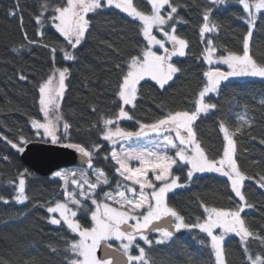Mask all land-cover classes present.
Returning <instances> with one entry per match:
<instances>
[{
    "label": "trees",
    "instance_id": "16d2710c",
    "mask_svg": "<svg viewBox=\"0 0 264 264\" xmlns=\"http://www.w3.org/2000/svg\"><path fill=\"white\" fill-rule=\"evenodd\" d=\"M44 2L0 0V264H67L73 258L67 251L68 244L79 239L78 234L72 233L63 223H50L51 213L47 212V207L66 200L63 182L30 169L21 153L8 142L21 143V136L28 143L48 142L39 136L32 121H43L39 86L56 69L67 67L70 70L60 112L71 127L58 144H82L89 150L92 145L100 146L99 151L94 152L92 167L76 169L88 170L90 175L91 169H101L106 174L110 186L101 185L96 189L95 198L102 200L104 193L116 192V182L121 179L115 172L114 161L105 159L121 143L114 146L103 139L102 118H115L123 106L133 119L120 120L119 126L136 132L140 124H152L169 111L194 110V102L206 82L203 73L217 67L208 65L203 59L207 47L205 40H213L219 55L226 54L224 49L242 54L243 39L249 27L247 13L237 0H228L222 5L213 4L211 0H171L179 6L176 34L188 41L187 55L173 58L172 62L181 71L163 89L153 80L140 81L133 108L122 105L117 93L122 76L128 70L126 62L147 46L139 22L115 7L105 8L96 15L89 14V32L81 45L72 49L50 19L55 14L53 8L62 6L65 0H47V11L41 7ZM134 3L140 10L150 11L146 0H134ZM206 9H212L210 19L219 31L202 37L200 28ZM10 12L18 15H10ZM38 16L43 17V24L37 23ZM165 29L168 31L169 27ZM53 47L55 53L51 51ZM65 50L72 52L76 59L66 60ZM251 52L258 61L264 55V10L253 30ZM261 101H264V80L252 77L230 80L222 84L219 94L206 97V102L216 104L217 108L196 121L195 131L209 158L218 160L226 145L220 122L232 130L238 126L239 116L251 121V127L244 126L243 134L234 137L238 164L254 178L246 180L244 186L247 201L254 207L245 209L242 216L253 231L264 235V189L256 184V179L264 176V143H261L264 140V105ZM21 146L26 145L21 143ZM187 171L188 166L182 164L173 169L180 182L188 186L168 194L169 205L184 215L186 222L195 223L197 218H205L204 205L235 209L238 198L226 177L206 172L195 175L189 182ZM21 173L29 199L18 203L15 195ZM72 189L69 185L68 190ZM77 198L94 210L90 200ZM77 218L84 227H91L90 213L80 212ZM111 243L118 247L115 242ZM209 243L206 234L196 229L186 230L184 236H175L165 244L148 246L140 242V245L152 264H214ZM248 247L253 254L264 256V247L256 240H250ZM225 248L229 264H248L243 246L234 234L226 239ZM132 254L138 255V248H133Z\"/></svg>",
    "mask_w": 264,
    "mask_h": 264
},
{
    "label": "snow or ice",
    "instance_id": "6c2138e0",
    "mask_svg": "<svg viewBox=\"0 0 264 264\" xmlns=\"http://www.w3.org/2000/svg\"><path fill=\"white\" fill-rule=\"evenodd\" d=\"M150 4V11L140 10L134 0H65L62 6L53 8L54 15L51 16L55 28L64 37L67 44L76 49L85 39L89 32L91 20L89 14H99L105 8L115 7L127 14L134 21L139 22L141 35L146 40L139 55L131 56L127 63V72L122 76L118 85V98L122 105L136 106L138 85L146 77L156 81L161 89L173 80V77L181 71L176 64L172 63L173 57L187 55L189 43L186 39L176 34V19L178 17V5L171 0H146ZM213 4L222 5L228 0H211ZM247 13L246 20L248 31L243 39L242 54H237L224 49L226 54L217 55V47L212 39H206L207 47L204 49L203 59L209 65L224 64L230 69L221 71L218 67H212L203 75L206 82L199 91L194 102L192 111H169L164 118L152 124H140L139 131H126L119 126L121 119L132 120L133 116L123 106L115 118H102L104 126L103 139L117 145L120 140H130L133 137L147 136L148 132L156 133L162 140L153 148H142L139 150L124 149L120 152L115 147L110 156L105 159L114 161L115 172L121 178L116 182V192L104 193L103 200H97L96 189L101 185H109L110 181L101 169H96L93 181L87 172L56 173L64 182L67 198L65 201H57L47 207L48 213H58L59 217L52 215L50 223L61 225L79 236L68 244L67 251L73 257L67 264H152L144 247L136 244L139 237L146 245L165 244L170 242L181 230H196L206 234L210 239L209 247L214 257V264H229L225 242L230 234L239 238L246 254L248 264H264V256L253 254L248 247L249 241L254 239L264 247V235L253 231L246 223L242 213L245 209L254 207L248 203L245 196L244 186L246 180L254 179L241 170L237 160V143L235 136L243 134L244 126L251 127V121L245 116H239V124L234 129L220 122V130L227 142L223 155L217 159H210L197 138L195 131L196 121L202 115L215 110L217 105L206 102L210 93L219 94L222 84L230 81V78L252 77L264 80V55L258 61L251 52L253 30L256 22L264 10V0H237ZM167 10L162 14V10ZM44 11L48 10L47 0L41 5ZM212 9H206L203 13V21L200 34H212L219 31L217 24L210 19ZM16 16L17 12H10ZM37 23L43 24L41 16L36 17ZM21 23L23 18L21 16ZM165 27H169L165 31ZM153 29L162 32L167 40L158 39L153 34ZM40 35H43L41 32ZM27 37V33H25ZM35 44L36 41H29ZM170 43V48L166 47ZM159 45L163 54H158L153 47ZM25 47L21 45V48ZM15 51L19 52L20 49ZM53 53L56 49H51ZM64 58L74 61L76 56L72 52L64 51ZM117 68L120 66L117 65ZM70 70L65 67L56 69L48 79L39 86V104L43 113V122L33 120L32 125L37 130L42 129L43 134L57 143L59 137L57 132L62 124L64 135H67L71 125L64 120L60 112V100L63 99L67 76ZM58 76V84L54 88L53 79ZM21 79H27L21 76ZM264 105V101H261ZM147 130V131H146ZM6 139V138H5ZM20 142L27 145L28 141L21 136ZM20 153L25 151L21 143H12ZM264 143V140L261 141ZM73 148L86 159L89 167H92L94 152L99 151V145H92L89 150L82 144L69 143L65 145ZM175 150V157L168 155V150ZM7 159V157H4ZM132 161L139 166L133 167ZM183 162L185 166L190 165L186 172V180L191 181L197 173H218L230 181V187L235 197L238 198L235 209L208 207L204 205L206 217L202 220L197 218L195 223L186 222L185 216L176 208L169 205L168 194L176 189L187 187L181 184L179 177L173 175V166ZM153 178L149 179V173ZM158 182V183H157ZM24 174L21 173L18 181V189L15 201L23 203L29 199L25 190ZM76 185L78 191H68L69 185ZM260 189H264V176L256 179ZM87 185V189L85 186ZM138 186V187H137ZM84 197L91 201L94 210L87 208L81 199ZM7 202V201H5ZM90 213L91 227H84L77 218L78 213ZM217 229L220 231L217 233ZM149 233H157L158 238L149 239ZM120 241V245L113 248L110 241ZM103 244V255L98 256L97 251ZM204 244V241H201ZM138 248V255L132 254L133 247Z\"/></svg>",
    "mask_w": 264,
    "mask_h": 264
},
{
    "label": "water",
    "instance_id": "95a60500",
    "mask_svg": "<svg viewBox=\"0 0 264 264\" xmlns=\"http://www.w3.org/2000/svg\"><path fill=\"white\" fill-rule=\"evenodd\" d=\"M21 158L26 166L41 176H51L61 169L85 168L88 165L86 159L75 149L62 144L43 141L28 143L25 146V151L21 153ZM185 234L186 230H181L175 236H184ZM113 248L116 246L113 245ZM97 255H103V244L98 249Z\"/></svg>",
    "mask_w": 264,
    "mask_h": 264
},
{
    "label": "rangeland",
    "instance_id": "374dc122",
    "mask_svg": "<svg viewBox=\"0 0 264 264\" xmlns=\"http://www.w3.org/2000/svg\"><path fill=\"white\" fill-rule=\"evenodd\" d=\"M167 7L168 6H165V10H162V14H164V11H166L167 10ZM263 11V10H262ZM165 31H167L166 29H165ZM153 34L154 35H156L157 36V38L158 39H163V40H167V38L166 37H164V35H163V33L162 32H159V30L158 29H153ZM168 46H170V43H166V47H168ZM170 48V47H169ZM153 50L154 51H157L158 52V54H163V49H161L160 47H159V45H156V46H154L153 47ZM217 55H219L218 53H217ZM173 58H175V57H173ZM173 58H172V60H173ZM206 61V60H205ZM173 63V62H172ZM206 63H207V61H206ZM208 64V63H207ZM209 65V64H208ZM212 65H215V66H217L221 71H229L230 69L228 68V66L227 65H224V64H212ZM210 69V68H209ZM242 78H245V77H237V78H230V80H233V79H242ZM145 79H150V80H152L150 77H146ZM144 79V80H145ZM154 82H156V81H154ZM170 82V81H169ZM157 83V82H156ZM57 84H58V76L56 77V78H54L53 79V87L55 88L56 86H57ZM65 84H66V81H65ZM158 84V83H157ZM209 95H216V94H214V93H210ZM61 101V100H60ZM60 103V102H59ZM121 120H125V119H121ZM43 122V121H42ZM39 132V136H41L45 141H48V142H50V143H52L51 142V139L49 138V137H47V136H45L44 134H43V130L42 129H40V130H38ZM147 131V130H146ZM57 135H58V137H59V140H60V138H61V136H63L64 135V130H63V126H62V124L60 125V127H59V131L57 132ZM162 140V137L160 136V135H158V134H156V133H151L150 131L148 132V135L147 136H142V137H133L132 139H130V140H126V141H124V140H120V141H118V143L117 144H119V143H121V145H120V147L119 148H115V150L117 151V152H120L121 150H124V149H132V150H139V149H142V148H148V149H151V148H153L154 147V145L156 144V143H158V142H160ZM59 142V141H58ZM58 142H57V144H58ZM225 143H226V145H227V142L225 141ZM226 145H225V147H226ZM116 146V145H115ZM168 155L169 156H172L173 158H176L175 157V150L174 149H169L168 150ZM176 159H178V158H176ZM178 164H182V165H184L183 164V162H179ZM177 164V165H178ZM177 165H174L173 166V169L177 166ZM132 166L133 167H137V166H139L138 165V163L136 162V161H132ZM188 166V168L190 167V165H187ZM81 171H84V172H87V174H88V176L94 181L95 180V171L96 170H92L91 169V175L88 173V170H81ZM173 171V170H172ZM58 172H60V173H67V172H79L78 170H75L74 168H72V169H61V170H58V171H56V172H54L53 174H52V177L53 178H56V179H58V180H60V181H62L63 182V179L61 178V177H59V176H57L56 175V173H58ZM199 174H202V173H197V174H195V175H199ZM215 174H218V173H215ZM174 176H176L175 174H173ZM194 175V176H195ZM220 175V174H219ZM153 178V174L150 172L149 173V179H152ZM179 182H180V179H179ZM158 183V182H157ZM181 183V182H180ZM182 184V183H181ZM71 185V184H70ZM73 186V189L70 191V192H72V191H78V189H77V186L76 185H72ZM69 187V186H68ZM138 187V186H137ZM85 188L87 189V185L85 186ZM63 189H64V192H65V187H64V182H63ZM68 190V189H67ZM69 191V190H68ZM96 191V190H95ZM113 194H115V193H113ZM103 198H104V195L102 196V200H103ZM65 199H67L66 197H65ZM52 215H56L57 217H59V214L58 213H55V214H52L51 213V216ZM217 231V233L220 231L219 229H217L216 230ZM156 235L154 236V237H149V239H152V240H155L156 238H158V234L157 233H155ZM112 241H110V243H111ZM113 242H115L116 244H117V246H119L120 245V241H116V240H113ZM140 242H142V243H145L143 240H141L139 237H137V239H136V244H138L139 245V247H141V245H140ZM146 244V243H145ZM133 248H135V246L133 247ZM132 248V249H133Z\"/></svg>",
    "mask_w": 264,
    "mask_h": 264
},
{
    "label": "flooded vegetation",
    "instance_id": "af4514ba",
    "mask_svg": "<svg viewBox=\"0 0 264 264\" xmlns=\"http://www.w3.org/2000/svg\"><path fill=\"white\" fill-rule=\"evenodd\" d=\"M152 234H155V233H151V234H148V235H152Z\"/></svg>",
    "mask_w": 264,
    "mask_h": 264
}]
</instances>
